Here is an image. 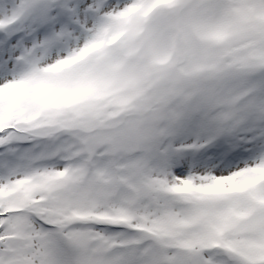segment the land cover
Instances as JSON below:
<instances>
[{
	"label": "snow or ice",
	"instance_id": "snow-or-ice-1",
	"mask_svg": "<svg viewBox=\"0 0 264 264\" xmlns=\"http://www.w3.org/2000/svg\"><path fill=\"white\" fill-rule=\"evenodd\" d=\"M0 264H264V0H0Z\"/></svg>",
	"mask_w": 264,
	"mask_h": 264
}]
</instances>
